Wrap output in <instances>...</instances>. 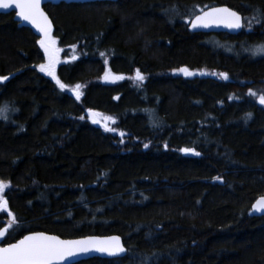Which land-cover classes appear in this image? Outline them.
<instances>
[{
    "label": "trees",
    "instance_id": "1",
    "mask_svg": "<svg viewBox=\"0 0 264 264\" xmlns=\"http://www.w3.org/2000/svg\"><path fill=\"white\" fill-rule=\"evenodd\" d=\"M193 5H227L243 17L264 10V0L45 5L65 89L39 71L43 52L31 29L0 14V76L12 74L0 83V106L9 107L0 180L10 184L4 198L16 217L9 228L0 209L4 244L33 231L118 234L125 256L74 264H264V216L251 213L264 196V105L248 95L264 92V54L241 48L264 41L262 26L190 32L162 11ZM182 66L197 74L173 72ZM136 68L146 76L140 88L127 78ZM89 109L113 117L115 131L93 123Z\"/></svg>",
    "mask_w": 264,
    "mask_h": 264
},
{
    "label": "snow or ice",
    "instance_id": "2",
    "mask_svg": "<svg viewBox=\"0 0 264 264\" xmlns=\"http://www.w3.org/2000/svg\"><path fill=\"white\" fill-rule=\"evenodd\" d=\"M14 8L17 10L16 15L22 20L30 23L40 34L38 44L43 49L46 63L38 65V69L41 73H45L50 76L52 80L59 86L60 89H65L66 85L61 83L56 74V66L60 63L59 55L61 49L57 47V40L53 37V26L48 15L42 9V0H0V9ZM207 10L201 9L197 12V6L193 5L188 8L186 13H181L176 6L162 9L163 14L169 17V23L179 16L184 19L187 26L192 29L209 28L211 26H223L230 30L247 29L249 32L253 30L254 25L262 26V35H264V10L260 8L253 9V14L248 17L241 16L237 11L227 7H211L204 6ZM245 42H241V48L245 52H250L252 56L258 54H264V41L258 42L254 45L245 47ZM73 48L76 45H72ZM101 57H105V53H100ZM76 59L75 56L72 58ZM105 66L108 64V60H104ZM173 72L182 73L186 77L196 75L197 73L191 71L187 66L173 69ZM201 75L205 74L203 72ZM215 75V73H213ZM9 75L0 76V83L9 80ZM219 76L228 79L227 73H219ZM111 76L110 70H106L104 73V79L107 80ZM132 80L134 86L137 88L142 87L143 82L146 80L145 74L140 68H136L134 75L127 77ZM114 80H124V75H116L112 77ZM81 85L75 86L74 94L77 100L82 96L80 91ZM248 95L257 97L258 102L264 105V92L257 93L252 89H249ZM232 97H229L231 99ZM12 111H17L13 108ZM9 107L7 104L0 106V119L7 120V113ZM251 113L245 115V119L251 118ZM101 113L94 112L91 109L88 110V118L93 123H100ZM80 119H85L81 116ZM102 119L105 121L104 127L106 131H115L114 128L108 126V122L115 123V119L111 116H104ZM120 135L123 137L124 133ZM123 140H121V143ZM145 148H148V144H144ZM167 147V145H165ZM180 151L189 153L194 152L193 148H182ZM199 155V153H195ZM103 175V174H102ZM215 180H220L221 177H214ZM10 187V184L0 180V209H6L8 206L7 200L4 198L3 193ZM252 212L264 214V196L259 197L252 204ZM12 219L9 222V228L16 223V217L11 212L8 213ZM251 214V213H250ZM8 228L0 230V237H5ZM99 252L107 254L109 256H119L127 251L121 242V237L117 235L98 237V236H86L80 239L65 240L56 235H48L45 232H32L29 235L23 236L22 239L15 243H7L6 246L0 247V264H59L60 261H64L67 257L76 256L78 254ZM145 258V262L147 261Z\"/></svg>",
    "mask_w": 264,
    "mask_h": 264
},
{
    "label": "water",
    "instance_id": "3",
    "mask_svg": "<svg viewBox=\"0 0 264 264\" xmlns=\"http://www.w3.org/2000/svg\"><path fill=\"white\" fill-rule=\"evenodd\" d=\"M102 1H110V2H113V1H116V0H42V9L45 11V13L48 15L49 19L51 20L49 14L46 12V10L44 9V6L47 5V4H51V5H58L60 3H92V2H102ZM221 6H227V5H213L211 7H221ZM228 7V6H227ZM230 8V7H229ZM232 9V8H231ZM203 10H207L206 8L203 9ZM234 10V9H233ZM16 9L14 8V6L12 8H9V9H0V14H8V13H13L14 14V20L18 23V26L20 27H27L29 29H31V31L33 32V34L40 39V34L38 33V31L28 22L26 21H22L17 15H16ZM236 11V10H235ZM239 13V12H238ZM242 16V15H241ZM52 22V20H51ZM52 26H53V22H52ZM187 29L190 31V32H202V33H228V34H232V35H236L240 32H242L243 29L241 30H230V29H227L223 26H211L209 28H200V29H196V30H192L190 29L188 26H187ZM261 197V196H260ZM259 198V197H258ZM257 198V199H258ZM256 201V200H255ZM254 201V202H255ZM253 202V203H254ZM251 209H252V205H251ZM252 212V211H251ZM252 214L254 216H264V214L262 213H257V212H252ZM7 227L4 226L2 227L0 230H4L6 229ZM33 232H43V231H33ZM32 232H28L26 234H24L23 236L25 235H29L31 234ZM46 233V232H45ZM7 234V232H6ZM5 234V236H6ZM48 235H56V234H50V233H46ZM112 235H117L119 236L118 234H108V235H87V236H98V237H106V236H112ZM20 237L19 239L11 242V243H15L16 241L20 240L23 238ZM58 236V235H56ZM60 237V236H59ZM83 237H86V236H82V237H78V238H62L60 237L61 239H65V240H73V239H80V238H83ZM121 237V236H120ZM121 242L123 244V241H122V238H121ZM7 244V243H6ZM6 244H4V237H0V247H3V246H6ZM124 245V244H123ZM125 247V246H124ZM126 248V247H125ZM126 252L123 253V254H120L119 256H109L107 254H102V253H99V252H90V253H84V254H78L76 256H72V257H67L64 261H60L59 264H74L76 262H79V261H82V260H86V259H89V258H101V259H111V258H121L123 256H125Z\"/></svg>",
    "mask_w": 264,
    "mask_h": 264
},
{
    "label": "rangeland",
    "instance_id": "4",
    "mask_svg": "<svg viewBox=\"0 0 264 264\" xmlns=\"http://www.w3.org/2000/svg\"><path fill=\"white\" fill-rule=\"evenodd\" d=\"M38 40H39V38H38ZM37 44H38V42H37ZM38 46H39V44H38ZM58 47V46H57ZM39 48H40V46H39ZM41 49V48H40ZM42 50V52H43V49H41ZM59 60H60V63L63 61V58H62V56H61V51H60V55H59ZM42 63H46V58H45V56H44V52H43V62ZM59 64V63H58ZM58 64H57V66H58ZM57 66H56V69H57ZM49 78H51L50 76H48ZM52 79V78H51ZM54 81V80H53ZM104 116H106V115H104V114H102L101 113V117H98L97 119H100V123H96V124H98V125H100L104 130H105V127H104V123H105V121L102 119V117H104ZM90 119V118H89ZM91 120V119H90ZM92 121V120H91ZM108 126L109 127H111V124H110V122H108ZM106 131V130H105ZM3 195H4V193H3ZM1 210H3L5 213H9L8 211H7V209H1ZM9 219H10V217H7L5 220H6V222H7V224L9 225Z\"/></svg>",
    "mask_w": 264,
    "mask_h": 264
},
{
    "label": "bare ground",
    "instance_id": "5",
    "mask_svg": "<svg viewBox=\"0 0 264 264\" xmlns=\"http://www.w3.org/2000/svg\"><path fill=\"white\" fill-rule=\"evenodd\" d=\"M252 213V212H251Z\"/></svg>",
    "mask_w": 264,
    "mask_h": 264
}]
</instances>
